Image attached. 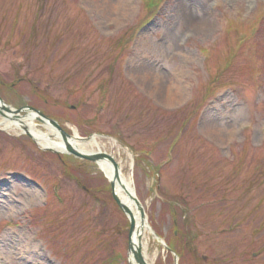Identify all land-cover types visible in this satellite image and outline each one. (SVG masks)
<instances>
[{"label":"rangeland","instance_id":"rangeland-1","mask_svg":"<svg viewBox=\"0 0 264 264\" xmlns=\"http://www.w3.org/2000/svg\"><path fill=\"white\" fill-rule=\"evenodd\" d=\"M177 1L185 12L162 0L151 18L141 0H0V79L20 80L0 96L99 137L159 237H148L150 264L176 263L159 242L172 234L173 207L176 222H192L201 264H264L252 256L264 242V0ZM125 34L134 38L120 56ZM172 96L178 107L165 103ZM64 161L68 178L54 154L0 131V264H101L97 237L127 264V222L107 183Z\"/></svg>","mask_w":264,"mask_h":264},{"label":"bare ground","instance_id":"bare-ground-1","mask_svg":"<svg viewBox=\"0 0 264 264\" xmlns=\"http://www.w3.org/2000/svg\"><path fill=\"white\" fill-rule=\"evenodd\" d=\"M176 5L179 11L185 12L183 6L176 0ZM145 70H147L145 68ZM142 67L140 66L139 72L137 74L143 73ZM10 115V114H9ZM21 123L18 120H12L8 117L2 118L0 120V130L6 132H13L18 134L17 130H21L22 127L26 128L27 132L31 136V141L41 148H50L51 150H56L62 152L64 150V145L59 140L58 132L51 128L49 125L44 124L42 129L38 128L34 121L35 115L31 111H27V115L21 118ZM74 139L71 141V147L75 148L77 151L82 153L95 152L94 148L100 150L101 144L97 141L96 136H92L86 140L79 138L77 131L72 129ZM215 133V132H213ZM215 135V134H214ZM97 167L101 174L112 184L114 187V194L121 203L125 204L130 213L133 221V228L129 235V251H128V261L130 264H147L149 261V255L147 254L148 247V228L147 223L144 222V216L142 217L139 213L140 204L136 203L133 198H135L134 189L130 177L127 179L121 173L120 164L113 166L112 162L106 158L98 159ZM148 235V236H147ZM140 255V260L135 259L136 254ZM152 264V263H151Z\"/></svg>","mask_w":264,"mask_h":264},{"label":"water","instance_id":"water-1","mask_svg":"<svg viewBox=\"0 0 264 264\" xmlns=\"http://www.w3.org/2000/svg\"><path fill=\"white\" fill-rule=\"evenodd\" d=\"M0 103L2 104L1 108H2L3 110H5L6 112L19 113L20 111H27V110L33 111V112L38 116V117H37V120H38V121L43 122V123H45V121H46V122H47L48 124H50L52 127H54L55 129H57V130L61 133L62 140H63V142H64V144H65V146H66V147H65L66 153H68V154H72V155H75V156H77V157H79V158L89 159V160H91V161H96V159L103 158V157L109 159L110 161H112V159H111L109 156H106V155H104V154L93 155V156H86V155H82V154L78 153L77 151L73 150V149L70 147V145H69V143L67 142V140H66L67 135H66L65 133H63V132L60 130V128L57 126V124H56L54 121H52V120H50V119H47V118H46L43 114H41L39 111L33 110V109H31V108H26V109H24V110H16V111H15V110H10L8 107H6L5 105H3V102H2L1 100H0ZM23 129L26 131L25 128H23ZM114 167H116L115 164H114ZM114 199H115L116 203L118 204V206L122 209V211L130 217V213H129L128 208H127L125 205H123L122 203H120V202L117 200L116 197H114ZM134 200H135V199H134ZM140 215L143 217V212H142L141 209H140ZM129 220H130V230H131L132 227H133V226H132L133 224H132V220H131V218H130ZM136 259H138V260L141 261L139 255H136Z\"/></svg>","mask_w":264,"mask_h":264}]
</instances>
